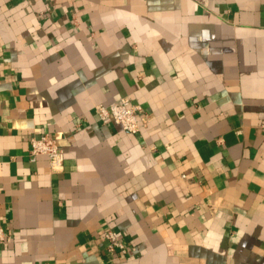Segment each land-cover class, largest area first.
Segmentation results:
<instances>
[{
    "label": "crops",
    "instance_id": "0c3cea01",
    "mask_svg": "<svg viewBox=\"0 0 264 264\" xmlns=\"http://www.w3.org/2000/svg\"><path fill=\"white\" fill-rule=\"evenodd\" d=\"M0 226V264H264V0H0Z\"/></svg>",
    "mask_w": 264,
    "mask_h": 264
},
{
    "label": "built area",
    "instance_id": "2783aa9c",
    "mask_svg": "<svg viewBox=\"0 0 264 264\" xmlns=\"http://www.w3.org/2000/svg\"><path fill=\"white\" fill-rule=\"evenodd\" d=\"M96 114L102 122L111 120L128 133H138L140 128L149 120V115L137 103H131L127 98H121L111 103L96 105ZM47 157L49 165L54 168L62 165L63 153L55 139L47 134L30 139L29 157L35 161L37 156ZM103 238L106 240L105 249L108 253L123 254L127 247L118 234L111 228H105ZM5 240V233L0 226V242Z\"/></svg>",
    "mask_w": 264,
    "mask_h": 264
}]
</instances>
